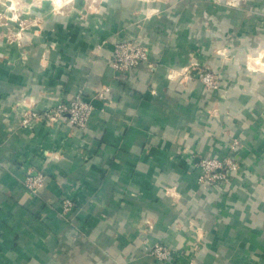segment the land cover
Segmentation results:
<instances>
[{
  "label": "crops",
  "instance_id": "0c3cea01",
  "mask_svg": "<svg viewBox=\"0 0 264 264\" xmlns=\"http://www.w3.org/2000/svg\"><path fill=\"white\" fill-rule=\"evenodd\" d=\"M105 6L96 24L0 39V264H173L149 255L156 243L187 250L181 264H264V72L224 61L218 101L187 73L198 44L176 18L132 26L134 0ZM131 38L149 61L119 77L114 45ZM79 90L95 108L86 129L22 125ZM227 156L240 166L230 190L201 185L198 161ZM29 172L46 177L37 194Z\"/></svg>",
  "mask_w": 264,
  "mask_h": 264
},
{
  "label": "rangeland",
  "instance_id": "374dc122",
  "mask_svg": "<svg viewBox=\"0 0 264 264\" xmlns=\"http://www.w3.org/2000/svg\"><path fill=\"white\" fill-rule=\"evenodd\" d=\"M110 1L0 0V39L6 38L14 44L24 45L26 31L32 26H71V21L72 26H89L91 19L92 24L99 23L105 4ZM134 1L138 9L132 26H145L146 22L163 18L178 20L177 25L174 24L175 20L172 25L183 26L181 35L198 44L189 52L192 63L186 71L191 79L202 83L218 101L225 98L227 93L223 89L226 72L224 61L237 68L244 65L249 71L264 72V0ZM242 31H246L242 34L244 39L241 37ZM245 41L248 46L241 51V43ZM208 55L221 60L217 69L201 65V59Z\"/></svg>",
  "mask_w": 264,
  "mask_h": 264
},
{
  "label": "built area",
  "instance_id": "2783aa9c",
  "mask_svg": "<svg viewBox=\"0 0 264 264\" xmlns=\"http://www.w3.org/2000/svg\"><path fill=\"white\" fill-rule=\"evenodd\" d=\"M149 61V51L146 46L138 39L118 40L114 45L112 65L119 77H125L134 68L144 62ZM209 78V77H208ZM111 88L103 87L98 91L97 97L100 101L109 99ZM94 105L86 100L84 91L79 90L74 99L70 102L61 103L53 109L39 112L30 110L25 112L22 125L30 126L33 122L42 121L48 124H57L60 120L68 119V122L78 128L86 129L93 115ZM238 141L235 142L233 149H236ZM200 176L198 182L208 187H216L222 191H229L232 185V178L240 168L236 158L227 156L222 160L215 158H201L198 161ZM46 177L43 174L27 173L24 182L27 190L32 194H37L38 189L45 184ZM63 213L74 211V202L65 199L62 202ZM149 255L158 262H171L181 264L180 257L186 255L187 250L168 247L162 243H156L149 249ZM192 259L187 260L186 264H191Z\"/></svg>",
  "mask_w": 264,
  "mask_h": 264
}]
</instances>
